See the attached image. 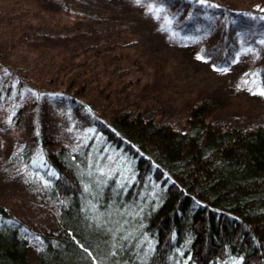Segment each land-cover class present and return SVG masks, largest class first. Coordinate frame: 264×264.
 Returning a JSON list of instances; mask_svg holds the SVG:
<instances>
[{
	"label": "trees",
	"instance_id": "16d2710c",
	"mask_svg": "<svg viewBox=\"0 0 264 264\" xmlns=\"http://www.w3.org/2000/svg\"><path fill=\"white\" fill-rule=\"evenodd\" d=\"M171 1L169 8L174 1L198 8L192 0ZM224 10L218 2L206 10L214 17L185 18L181 31L193 30L220 64L234 28ZM258 21L264 24L255 20L249 38L264 33ZM6 71L9 82L28 86L1 59L0 85ZM43 93L57 94L55 103L87 115L88 124L70 145L38 126L29 136L28 165L56 201L60 229L35 232L0 204V264H28L30 239L39 264H264V125L214 123L222 103L207 99L190 106L179 128L132 111L98 114L99 101L75 82Z\"/></svg>",
	"mask_w": 264,
	"mask_h": 264
},
{
	"label": "rangeland",
	"instance_id": "374dc122",
	"mask_svg": "<svg viewBox=\"0 0 264 264\" xmlns=\"http://www.w3.org/2000/svg\"><path fill=\"white\" fill-rule=\"evenodd\" d=\"M166 1L0 0V59L28 84L18 85L14 77L9 82L12 73L2 72L0 204L33 231L57 232L60 223L47 184L28 165L34 150L29 136L38 126L43 136L70 145L88 124L87 115L55 103L57 94L43 92H60L75 82L99 101L97 113L149 114L179 128L186 125L190 106L207 99L222 103L214 123L264 125L258 67L264 33L249 38L246 32L255 20L264 23V0H192L198 7L192 10L175 1L169 8ZM218 2L234 26L222 64L205 54L193 30L181 32L187 27L182 20L212 17L206 10ZM258 26L264 28L259 21ZM38 252L30 239L28 264H39Z\"/></svg>",
	"mask_w": 264,
	"mask_h": 264
}]
</instances>
